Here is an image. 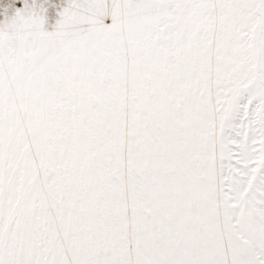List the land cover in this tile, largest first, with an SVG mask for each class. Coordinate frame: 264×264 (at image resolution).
<instances>
[{
	"label": "snow or ice",
	"instance_id": "obj_1",
	"mask_svg": "<svg viewBox=\"0 0 264 264\" xmlns=\"http://www.w3.org/2000/svg\"><path fill=\"white\" fill-rule=\"evenodd\" d=\"M0 264H264V0H0Z\"/></svg>",
	"mask_w": 264,
	"mask_h": 264
}]
</instances>
